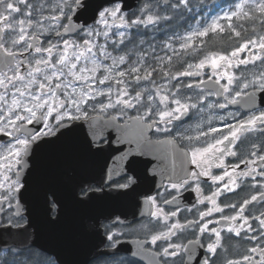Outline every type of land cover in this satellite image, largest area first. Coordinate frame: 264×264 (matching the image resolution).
Listing matches in <instances>:
<instances>
[{"label":"snow or ice","instance_id":"6c2138e0","mask_svg":"<svg viewBox=\"0 0 264 264\" xmlns=\"http://www.w3.org/2000/svg\"><path fill=\"white\" fill-rule=\"evenodd\" d=\"M204 3L0 0V264H55L28 233L24 174L34 145L78 123L89 151L130 146L108 187L134 190L137 157L166 174L129 258L123 222L102 225L114 264H264V0Z\"/></svg>","mask_w":264,"mask_h":264},{"label":"water","instance_id":"95a60500","mask_svg":"<svg viewBox=\"0 0 264 264\" xmlns=\"http://www.w3.org/2000/svg\"><path fill=\"white\" fill-rule=\"evenodd\" d=\"M103 2V0H97ZM127 8H131L136 0H125ZM132 4V5H131ZM91 23V21H89ZM74 127H76L74 125ZM67 131V130H64ZM84 135L87 134L85 130ZM57 136L46 138L39 141L34 147L40 158L34 164L31 163L32 155L29 156V167L24 174L27 182L26 187L29 191L22 195V204L26 208L27 229L29 235L37 237L36 243L45 253L53 256L57 264H89L95 258H98L108 250H102L104 238L100 228L102 221L111 220L114 216H123L129 219L138 216L135 209L127 202L131 201L132 193H89V197L75 198L73 193H55L58 201V210L55 223L49 224L45 219L44 193L48 188H57L63 186L66 182L62 178L58 169L64 168L61 157H58L59 163L56 165L49 152L61 151L60 147L48 148V142H61L62 137ZM55 150V151H51ZM156 161V160H155ZM179 163V161H177ZM157 164V163H156ZM56 166V167H55ZM143 168L145 172L149 165H133ZM55 170L46 171L45 168H54ZM92 159L84 163V174L93 176L95 173ZM153 168V165L151 166ZM158 170L159 169H154ZM159 179L149 182L159 184L165 178L161 172H158ZM52 176V178H50ZM85 185L87 184L84 181ZM51 195V193H49ZM126 202L124 211L120 210V198ZM123 211V212H122ZM0 238L9 239L7 233L0 232ZM136 245L133 241L122 242L117 249V254H125L130 257V252ZM139 262L144 264L143 260Z\"/></svg>","mask_w":264,"mask_h":264},{"label":"flooded vegetation","instance_id":"af4514ba","mask_svg":"<svg viewBox=\"0 0 264 264\" xmlns=\"http://www.w3.org/2000/svg\"><path fill=\"white\" fill-rule=\"evenodd\" d=\"M142 2V0H136L135 4L128 8L129 12H134L139 7V4ZM232 2V0H205L204 5L202 6V11L205 15H207L210 12L209 6L214 5L222 6V5H229ZM132 5V4H131ZM92 23V22H91ZM89 23V25H91ZM162 34L158 33L157 37L159 38ZM76 128L83 127V132L86 130L88 131L87 125H82L81 123H78L75 125ZM66 130V129H65ZM108 134V133H106ZM81 133H76L73 135L63 136L61 139V142H48L46 146L48 148H56L60 147L62 150L56 151V152H49L48 154L52 157L53 162L57 165L59 163L58 157H61L63 163L62 165H65L64 168L58 169V171L61 173L62 178L66 182L63 186H58L57 188L52 189L51 187L47 189L46 192L48 193H73L75 195V198H83L81 189H87L89 186H91L94 191L91 193H125L122 191L114 190L111 187H108L112 181H116L120 179L121 176V169L125 167V165L121 162L120 157L122 154V151L127 150L130 146L127 144H120L115 145L113 144L111 147L105 146L103 150H97L92 149L91 151L87 150L83 144ZM116 136L115 132H111V138L114 140ZM35 147V146H34ZM131 147H134L131 146ZM119 148L121 151H117L116 149ZM55 151V150H51ZM243 151V150H242ZM31 155L33 158L31 159V163H35L39 155L38 152L32 150ZM90 158L92 159V163L94 167H92L94 171V175H85L84 174V163L90 162ZM137 164L141 165H149V168L145 172L141 171L143 168L136 167V166H130L128 168V174L132 175L136 178V183L134 185V190L129 189L127 190V193H132L131 201L127 202V204H131V206L135 209L138 216L136 218L129 219L127 217L123 216H114L111 220L102 221L101 222V232L102 236L104 238V243L102 246V250L106 249V239L104 236V230L102 225L105 224H111L112 221L116 218H119L120 221L123 223L120 224L118 227H120L122 230L126 231V236L123 238L124 241H135L137 239H142V235H138L137 231H133V229H139V225L142 219H147L146 216H142V213H147L149 211V205L147 204V198L149 196H155L158 191H162L160 185L161 183H167L166 174H163L165 177L162 182L159 184L158 182H154V184L150 185L149 182L155 181L159 179L158 172L160 170H154L151 166L155 165L157 161L153 159L152 156L147 157H137ZM168 165L169 170L171 169V159L164 161ZM56 167V166H55ZM54 168H45V170L48 172L50 170H55ZM191 167V165H189ZM52 178V176H50ZM84 181L87 182L85 185ZM123 182V181H121ZM101 186H103V190H95L99 189ZM205 194L207 193V189L205 190ZM53 199L52 195H48V200L51 202ZM195 193L192 192H186L183 195L181 203L183 205L191 206L192 203L195 202ZM223 199V198H221ZM59 201V200H58ZM120 210L124 211V204L126 203L124 199L120 198ZM58 210V206L56 208V211ZM122 211V212H123ZM129 258V256L125 254H117L115 258ZM111 254L110 255H102L98 258H96L92 263L97 264L99 262L103 261H112L115 259ZM139 264H142L138 262ZM179 264V261H178Z\"/></svg>","mask_w":264,"mask_h":264},{"label":"trees","instance_id":"16d2710c","mask_svg":"<svg viewBox=\"0 0 264 264\" xmlns=\"http://www.w3.org/2000/svg\"><path fill=\"white\" fill-rule=\"evenodd\" d=\"M214 7V5H211V6H209V8L210 9H212ZM216 7V6H215ZM48 257V256H47ZM49 258V257H48ZM49 259H51L52 261H54L53 260V258H49ZM55 262V261H54ZM56 264V263H55ZM93 264V263H92ZM97 264H114V260H112V261H103V262H99V263H97ZM139 264V263H138Z\"/></svg>","mask_w":264,"mask_h":264},{"label":"bare ground","instance_id":"6f19581e","mask_svg":"<svg viewBox=\"0 0 264 264\" xmlns=\"http://www.w3.org/2000/svg\"><path fill=\"white\" fill-rule=\"evenodd\" d=\"M34 146H35V145H34ZM34 146H33V149H32V150H34ZM104 255H110V254H104ZM93 261H94V260L90 261L89 263L92 264Z\"/></svg>","mask_w":264,"mask_h":264},{"label":"rangeland","instance_id":"374dc122","mask_svg":"<svg viewBox=\"0 0 264 264\" xmlns=\"http://www.w3.org/2000/svg\"><path fill=\"white\" fill-rule=\"evenodd\" d=\"M221 7L226 9L228 7V5H222ZM217 11H218V9H217Z\"/></svg>","mask_w":264,"mask_h":264}]
</instances>
